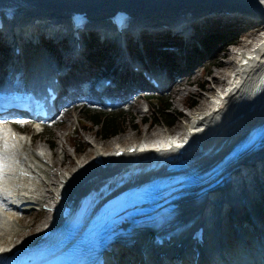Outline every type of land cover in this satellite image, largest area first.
<instances>
[{"label":"bare ground","instance_id":"obj_1","mask_svg":"<svg viewBox=\"0 0 264 264\" xmlns=\"http://www.w3.org/2000/svg\"><path fill=\"white\" fill-rule=\"evenodd\" d=\"M109 1L112 0H0V8L4 7L6 9L5 16L7 17V24H11L6 29H3L0 38L9 42L15 41V39L23 42L36 41L38 39L39 34L35 26H31V24L21 25V23L14 21L19 15L26 13V15L39 14L40 18L48 20L46 21L48 23L43 25H48L49 27V20L55 21L56 19L57 22H62L63 12L72 5H86L90 12L94 14L97 13V10L105 7V4ZM122 1L129 4L130 8L136 14L140 12L145 13V11L148 14L153 12V15H167L170 17V20L176 16L177 6L181 5L184 9H190L199 4L212 1L224 3L225 6L245 7L252 16L255 15L264 19V0H184L182 2L176 0ZM244 19V15L240 17L234 13L208 12L202 14L197 20L187 23L186 26L189 27L187 30L189 33L186 36H183L185 34H181L177 42L178 50L173 53L179 65L177 79L170 81L171 85L174 86V91H177L178 87L184 81L186 82L188 74L193 73L201 57L205 55L203 50L211 34L214 32L218 33L222 31L221 29L229 30L233 33L241 32L244 27L250 26ZM150 21L151 23H148L145 27L152 26V28H155L158 21L154 18L147 20V22ZM245 23H247L246 26L244 25ZM258 25L260 24H254L251 27L252 31H257ZM106 29L104 30L106 31ZM141 31L149 34L151 47L158 53H161V51L156 50L155 47L163 41L171 40V37L166 32L159 33L154 29H140L133 42L140 52H143L146 48L143 38H140ZM252 34L254 37H251L250 41L253 40L254 42L249 44L248 39L243 38L245 43L243 42L242 45L245 47L248 46V49L247 51H243L242 49L237 54L232 62L234 63V68L228 73L229 75L226 77V81L221 82L220 80L219 90H212L213 92L211 91L212 93L209 96L210 101L205 103V100H203L194 106L188 114L189 135L194 138L195 145L189 150L181 151L179 154L193 166L203 163L206 156L213 150L214 145L222 144L229 137L236 135L238 130L247 125V123L256 120L264 108V35L261 36L255 32ZM60 35L58 30L53 32V36L56 38L60 37ZM97 46L101 49L97 56L100 60H106L104 66H110L114 59L111 53L112 51L104 43H100ZM218 48L214 47L213 50ZM93 52L95 53L94 49L89 47L87 42H84L79 50V55L76 56L75 63L79 67L85 68L89 64V62H86L87 57L92 56ZM186 125H183V127L186 128ZM157 133L159 131L156 133L152 131L149 134L146 133L145 137H150ZM18 144L9 143L5 141L3 135H0V236L6 230L9 231L12 228L16 223V217L19 220L23 218L22 215L18 216L17 213H13L15 207L10 203L16 200V198L20 200L22 206L23 204L30 203L32 200H40L45 203L47 199L56 197L51 189V184L53 185L54 183L55 190L59 186L58 184H61L65 186L63 194L76 196L80 189L89 187L93 182L101 179L105 180L110 177L111 173L115 172L119 166H129L131 163L140 161L147 155V153L141 152L123 154L120 159L112 161L109 168L103 167L99 170L93 164L91 157L94 152L100 151L99 148L102 146H95L90 142L91 152L89 158L78 161L71 170H63L60 172L55 169L52 172H48V176L41 177L37 172L40 165L34 160L38 159L35 153L33 155L34 159L30 160L31 158H27L24 152H17L16 147H18ZM127 148L129 146L124 147V149ZM105 150H111V147ZM202 151L203 153H201ZM164 153L171 156L176 151L168 149ZM53 156L51 152L50 158ZM79 172L85 173L82 179L77 178ZM230 172L231 178L227 184L216 188L211 196L206 197L201 202L188 199H182L180 201L170 223V227L173 228V233L176 237L172 241L164 243L165 248L172 249L173 243L181 240L182 243L185 241V247L194 249L195 247L191 245L192 240L184 238L186 236H184L183 230L194 227L195 223L199 220L205 224L206 235L208 236L211 233L212 225L216 228L217 225L222 224L225 228H228L229 224L236 222L226 217L237 209L246 208L248 198L255 196L259 190H264V178L262 177L264 176V145L259 147L250 156L242 158L235 165H231ZM39 186H43L44 189L40 191ZM4 189L10 190L5 192L3 191ZM33 191L38 192L31 198L29 197L31 195L28 196L27 193ZM262 198H258L259 201H262ZM42 206L49 208V204ZM262 213H264V209H262ZM251 221L253 222L252 219ZM12 223L14 224L12 225ZM253 225L255 226V222H253ZM129 238L132 244L130 249L131 253L153 250L150 245L149 234L146 231H139L136 234H132ZM5 245H7L5 241L0 242V249H2L0 252L4 250ZM208 246L213 247L210 244ZM246 259L248 258L245 257L244 260ZM203 262H206L205 258L200 261V263Z\"/></svg>","mask_w":264,"mask_h":264},{"label":"rangeland","instance_id":"obj_2","mask_svg":"<svg viewBox=\"0 0 264 264\" xmlns=\"http://www.w3.org/2000/svg\"><path fill=\"white\" fill-rule=\"evenodd\" d=\"M245 26L247 23L244 24ZM245 34L251 33V28H248L247 26ZM244 34V35H245ZM238 40V46L231 47L229 46H224L223 48V54L222 51H216L214 54H211L210 57L204 58L202 61H199L197 63V67L195 66V69L193 70V73L191 72L188 74V84H181L178 87L177 91H174L172 86L171 91L167 94L168 100H170L171 103V108L176 109L180 111V108H182L180 101L184 100L182 97L184 95H189L196 93L198 94L197 103L199 104L203 100L205 102L210 101V99H207L206 96L208 93H212L214 90L219 89L221 82L226 81V77L229 75L228 73L234 68L232 63L237 56V54L240 53L241 49L243 48L242 43L244 42L243 38L237 39ZM245 43V42H244ZM242 45V46H241ZM228 48V49H227ZM212 59L216 62L221 63L220 67H216L213 65H208V72L205 74L204 71H201L199 73V69L205 65L206 61L208 59ZM204 60H206L204 62ZM207 66V64H206ZM203 82L204 87L202 90H197V88L192 84L193 81L195 82ZM221 80V82H220ZM205 89V90H204ZM213 90V91H212ZM212 91V92H211ZM160 94L164 95L165 92L163 93H155V91L151 94ZM207 99V100H206ZM135 102L129 106L128 108L123 106L122 108H125L126 113H131L132 115H135L134 120L136 121L135 123H139V118L143 117L144 115H148L150 112V104L149 108L147 110H144L143 112V103L145 102L144 99H136L134 100ZM80 106H75L72 110L68 111L65 116L60 117V121L56 122L53 121L51 122L48 121L47 123L44 124L43 129L39 130L36 126L34 128H29L27 126H23L25 129H27L28 134H31V132L35 133V137L32 138L31 142L29 143V140H27V134L23 135V140H25V145L23 147H20L22 150L21 152H24L26 154L27 158H31V148L40 146L42 147V151H46V145L49 140H54L53 147L48 148L52 153L53 157H49L48 155L43 158L44 161L42 162V166H39L37 172L41 175V177L48 176V172H52L55 169L59 170L62 172L63 170H71L73 166L80 160L82 159H87L89 158L90 152H91V144H94L95 146H102V148L105 149H110L112 144H121L125 143L127 141H133L137 140L140 138H144L146 133L150 132H163L164 129L167 130L169 129L166 126H163L162 124H156L151 127V131H148L147 128H145L144 124L143 126H140L138 129L136 128H131V127H126V129L120 133L111 135L110 138H101L97 137L92 133L91 130L89 129H84L83 127L80 126V122L78 123V116L81 114L80 113ZM121 108V107H119ZM117 108V109H119ZM182 111V110H181ZM190 111V109H189ZM188 111V113H189ZM186 113V111H185ZM183 113L182 111V121L180 119L177 120V126L178 129L184 124L185 126V121L188 118V115ZM173 131V130H172ZM178 131V130H177ZM73 140L77 142L79 139L82 143H84V148L81 149L79 152L72 151L70 145H67V141ZM49 157V158H48ZM62 159V162L60 165L58 164L59 161ZM32 160V159H30ZM38 163V162H36ZM40 164V163H38ZM43 186H39V190H43ZM51 189L52 193L54 191V185L51 184ZM38 192V191H37ZM36 191L33 192H25L27 195H31L29 197H34L37 193ZM43 192V191H42ZM31 193V194H30ZM34 204L28 205L23 210L21 209H13V213L19 216L22 215V219L19 220L18 217H16L15 221L16 223H12V228L0 236V242H13L14 240L18 239L19 237H24L30 232H34L37 227H39L43 222L47 220V217L50 214V209H46L43 211H37V206L38 203H41L42 205L45 206L47 205L50 201V199H47L44 202L40 200H36ZM27 209V211H26Z\"/></svg>","mask_w":264,"mask_h":264},{"label":"trees","instance_id":"obj_3","mask_svg":"<svg viewBox=\"0 0 264 264\" xmlns=\"http://www.w3.org/2000/svg\"><path fill=\"white\" fill-rule=\"evenodd\" d=\"M200 82V81H199ZM202 86V82L200 83ZM198 94L193 93L183 96V101L186 105H194L197 102ZM150 113L140 118L139 123H135V115L126 113L124 110L105 112L103 110H96L90 107H84L80 109V126L84 129H89L94 135L101 138H110L111 135L120 133L126 129V127L138 129L143 126L144 123L151 125L164 124L175 125L177 123V117L181 114V111L171 108L170 100L167 97L155 96V99L150 103ZM198 103H196L197 105ZM194 105V106H196ZM54 140H49L48 144L53 145ZM72 149H83L84 143L79 139L77 142L70 140Z\"/></svg>","mask_w":264,"mask_h":264},{"label":"snow or ice","instance_id":"obj_4","mask_svg":"<svg viewBox=\"0 0 264 264\" xmlns=\"http://www.w3.org/2000/svg\"><path fill=\"white\" fill-rule=\"evenodd\" d=\"M0 135H3L5 137H7L8 135H13V134H11L10 131L0 129ZM143 150H145V149L144 148H141V151H143ZM117 154H120V153H117ZM0 250H2V249H0Z\"/></svg>","mask_w":264,"mask_h":264}]
</instances>
